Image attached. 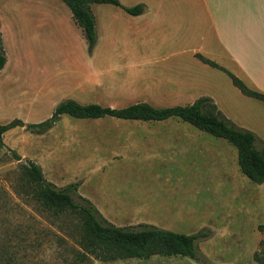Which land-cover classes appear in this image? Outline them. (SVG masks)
<instances>
[{"label": "rangeland", "instance_id": "1", "mask_svg": "<svg viewBox=\"0 0 264 264\" xmlns=\"http://www.w3.org/2000/svg\"><path fill=\"white\" fill-rule=\"evenodd\" d=\"M112 7L91 5L97 41L90 48L63 0H0L8 58L0 71L1 124L17 118L42 122L67 98L113 107L141 101L168 107L211 96L236 125L264 139V102L244 95L224 71L197 55L219 58L222 62H217L244 80L236 67L206 52L165 57L169 51L162 49L164 43L150 49L137 34L136 22L113 19ZM172 45L175 49L185 42ZM144 51L154 55L151 64L121 66L124 60L146 59ZM181 84L186 90L175 89ZM4 142L0 264H261L255 253L264 252V183H254L241 172L238 150L225 139L177 118L141 122L64 114L43 134L12 128ZM11 149L41 165L57 187L80 182L79 192L116 225L147 222L189 234L211 230L199 244L204 261L153 256L105 262L92 255L83 260L82 219L45 205L25 161L17 160Z\"/></svg>", "mask_w": 264, "mask_h": 264}, {"label": "trees", "instance_id": "2", "mask_svg": "<svg viewBox=\"0 0 264 264\" xmlns=\"http://www.w3.org/2000/svg\"><path fill=\"white\" fill-rule=\"evenodd\" d=\"M63 1L70 7L76 23L83 29L90 48H93L97 41L96 20L91 8L93 3H112L133 15L144 11L143 4L128 7L124 6L120 0ZM197 56L204 63L224 71L244 95L264 102V92L249 87L243 79L220 66L217 61L201 54ZM7 60L0 30V71L5 67ZM64 114L75 118L113 117L141 122L180 119L233 144L238 150V164L241 172L254 183H264V139L253 130L236 125L211 96H200L192 103L168 107H157L142 101L124 107H113L98 103L82 104L67 98L55 107L48 119L42 122L27 123L17 118L6 124L0 123V150L6 147L4 134L10 129L24 127L33 133L43 134L53 128ZM11 150L17 160H23L21 155ZM23 161L26 163L27 174L37 183L39 196L45 205L55 212L69 210L82 219L85 225L82 241L83 260L92 255L105 262L132 258L148 259L153 256H187L197 261H204L199 244L211 236V230L202 229L189 234L147 222L126 226L116 225L103 215L92 200L79 192L80 182L57 187L47 180L41 165L31 159ZM260 229L264 231V225H260ZM255 259L264 264V252L257 251Z\"/></svg>", "mask_w": 264, "mask_h": 264}, {"label": "crops", "instance_id": "3", "mask_svg": "<svg viewBox=\"0 0 264 264\" xmlns=\"http://www.w3.org/2000/svg\"><path fill=\"white\" fill-rule=\"evenodd\" d=\"M121 3L128 7L144 5L142 13L133 15L121 6L104 3L114 6L111 9L113 19L136 22L137 34L142 42L152 45L150 49L161 48L164 43L162 49L169 51L165 57L183 55L187 51L220 57L236 67L245 82L264 92V0H182L176 3L141 0ZM182 41L185 45L174 49L172 44ZM143 53L146 59L138 63L124 60L121 66L137 68L151 64L149 59L154 55H149L152 52ZM175 89L186 90L182 84ZM186 95L193 96L188 91Z\"/></svg>", "mask_w": 264, "mask_h": 264}]
</instances>
